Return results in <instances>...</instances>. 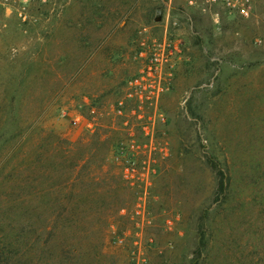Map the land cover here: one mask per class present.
I'll use <instances>...</instances> for the list:
<instances>
[{
    "label": "rangeland",
    "instance_id": "obj_1",
    "mask_svg": "<svg viewBox=\"0 0 264 264\" xmlns=\"http://www.w3.org/2000/svg\"><path fill=\"white\" fill-rule=\"evenodd\" d=\"M253 2L250 17L219 19L182 0L0 9V246L15 264H264ZM166 35L159 105H144L128 82ZM209 159L228 175L223 196Z\"/></svg>",
    "mask_w": 264,
    "mask_h": 264
},
{
    "label": "built area",
    "instance_id": "obj_2",
    "mask_svg": "<svg viewBox=\"0 0 264 264\" xmlns=\"http://www.w3.org/2000/svg\"><path fill=\"white\" fill-rule=\"evenodd\" d=\"M46 1V0H0V9L6 10L8 8H15L25 10L30 7L34 2ZM172 1V0H171ZM184 4L181 9L185 13L190 12H207L213 11V15L216 19L220 18V11L228 16L248 18L254 11L253 0H182ZM22 10V11H23ZM174 38L166 35L163 42L158 43L162 48L161 52H153L148 62V68L140 71L139 76L137 75L133 80L129 81L128 95L134 97H146L144 105L158 106L159 96L163 87H161V71L158 69V65L161 64V59L164 58V51L167 42L172 43ZM156 43V41H155ZM168 58L169 54H166ZM172 55V53H170ZM159 76V77H158ZM130 90V91H129ZM140 100V99H139ZM141 101V100H140ZM142 104V105H143ZM77 118L75 123L78 122Z\"/></svg>",
    "mask_w": 264,
    "mask_h": 264
},
{
    "label": "trees",
    "instance_id": "obj_3",
    "mask_svg": "<svg viewBox=\"0 0 264 264\" xmlns=\"http://www.w3.org/2000/svg\"><path fill=\"white\" fill-rule=\"evenodd\" d=\"M209 163L211 164L212 168L215 169L216 175H217V189H218V196H223L227 192L228 188V181H227V173L224 171L221 167H219L218 163L214 161L213 159H209ZM39 219H41V225H39V228L42 230H49L48 236L52 239L55 236V225H50L49 222H46V218L43 217L42 214L39 213ZM36 223H31V230L32 228H35ZM51 239L47 240L48 243ZM56 257L61 256V254H56ZM23 257L19 253H16L14 250H11L7 245H1L0 246V264H15V262H20ZM31 264H51V263H44L41 262L39 259H31Z\"/></svg>",
    "mask_w": 264,
    "mask_h": 264
},
{
    "label": "water",
    "instance_id": "obj_4",
    "mask_svg": "<svg viewBox=\"0 0 264 264\" xmlns=\"http://www.w3.org/2000/svg\"><path fill=\"white\" fill-rule=\"evenodd\" d=\"M155 20H156L157 22H159V21L161 20V16H157V17L155 18Z\"/></svg>",
    "mask_w": 264,
    "mask_h": 264
}]
</instances>
